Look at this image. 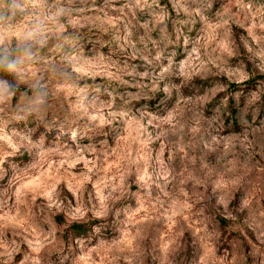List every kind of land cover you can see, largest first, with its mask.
I'll return each mask as SVG.
<instances>
[{"label": "rangeland", "instance_id": "374dc122", "mask_svg": "<svg viewBox=\"0 0 264 264\" xmlns=\"http://www.w3.org/2000/svg\"><path fill=\"white\" fill-rule=\"evenodd\" d=\"M0 59V264H264V0H0Z\"/></svg>", "mask_w": 264, "mask_h": 264}, {"label": "clouds", "instance_id": "9594fccd", "mask_svg": "<svg viewBox=\"0 0 264 264\" xmlns=\"http://www.w3.org/2000/svg\"><path fill=\"white\" fill-rule=\"evenodd\" d=\"M6 70L8 72H14L16 70V63H6L3 59H0V71Z\"/></svg>", "mask_w": 264, "mask_h": 264}, {"label": "trees", "instance_id": "16d2710c", "mask_svg": "<svg viewBox=\"0 0 264 264\" xmlns=\"http://www.w3.org/2000/svg\"><path fill=\"white\" fill-rule=\"evenodd\" d=\"M70 227L75 231V233H80L86 231L87 224L84 222H74L70 224Z\"/></svg>", "mask_w": 264, "mask_h": 264}]
</instances>
